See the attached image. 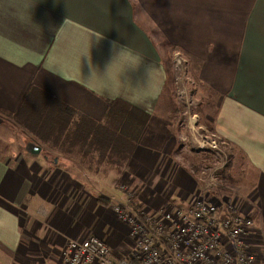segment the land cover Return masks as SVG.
Returning a JSON list of instances; mask_svg holds the SVG:
<instances>
[{"label": "crops", "instance_id": "0c3cea01", "mask_svg": "<svg viewBox=\"0 0 264 264\" xmlns=\"http://www.w3.org/2000/svg\"><path fill=\"white\" fill-rule=\"evenodd\" d=\"M162 37L174 49L165 50ZM177 54L185 80L194 73L193 80L219 94L211 130L199 129L222 141L219 156L233 154L230 172L238 180L229 183L227 200L241 195L242 212L256 223L248 244L256 264H264V0H0V111L17 112L31 87L98 124L105 123L110 101L141 109L150 119L123 175L124 192L154 217L188 209L187 191L193 198L220 193L221 183L198 185L174 164L179 141L197 144L201 135H186L174 114L168 67L173 71ZM51 145L0 115V264H50L45 255L55 236L61 249L54 260L61 264L66 238L87 233V224L72 228L71 214L52 208L66 176L87 174L74 162L82 153L63 154ZM91 157H99L96 149ZM54 158L64 167L55 168ZM97 170L104 175L107 167ZM157 178L167 183L168 196L156 191ZM117 193L109 207L88 211H113L128 197ZM106 228L101 238L110 244Z\"/></svg>", "mask_w": 264, "mask_h": 264}, {"label": "trees", "instance_id": "16d2710c", "mask_svg": "<svg viewBox=\"0 0 264 264\" xmlns=\"http://www.w3.org/2000/svg\"><path fill=\"white\" fill-rule=\"evenodd\" d=\"M162 40H164L163 37ZM162 46L165 50L174 49L165 40L162 41ZM194 76L196 77V74L193 73L192 76L188 77L189 83L195 82L192 85L191 95L196 98L199 107H204L208 114L215 117L219 94L210 87L203 85L198 79L193 80ZM174 84L175 82H171L170 86ZM52 105H55V107H51ZM109 106L105 123L98 124L85 115L74 116L70 108L58 107L56 99L41 90L31 87L17 112L0 111V115L18 125L24 132L39 138L44 144H52V148L59 149L63 154H69L75 150L78 152L79 150L78 153H82V158L74 162L82 163L93 171L94 159L85 162L84 158L92 155L96 149L99 154L96 168L107 167L103 176L109 178V170L116 169L118 171L117 177H123L150 117L141 109L121 101H110ZM174 114L178 122L185 123L184 111L177 102ZM185 130L186 135H188L189 130L187 128ZM190 144L193 145L190 141H179L173 160L176 165L185 167L192 178L197 179V176H201L205 172L204 169L213 168L220 156L217 154V150L204 151ZM222 144V141H220L221 146H223ZM187 145L188 148L186 149ZM180 158L184 166L179 163ZM234 162L231 153L227 165L217 172V182L221 183L219 190L228 193L230 197L232 193L227 187L229 183L234 184L238 180L232 173L229 174V171L233 169ZM95 172L98 173V170ZM209 177L202 185L209 181ZM98 203L107 207L112 204L101 197H99ZM131 209L137 217L143 218L141 214L143 205L138 200H133ZM132 264H139V262L134 259Z\"/></svg>", "mask_w": 264, "mask_h": 264}, {"label": "built area", "instance_id": "2783aa9c", "mask_svg": "<svg viewBox=\"0 0 264 264\" xmlns=\"http://www.w3.org/2000/svg\"><path fill=\"white\" fill-rule=\"evenodd\" d=\"M204 131L198 139L202 148L219 150L220 140ZM210 150V149H209ZM210 182H217L212 175ZM134 197L112 207L117 219L128 225L139 264H256L257 257L248 244L250 231L256 228L252 217L244 215L235 200L222 203L205 195L193 200L188 209L175 207L160 218H143L131 209ZM233 200V199H232ZM227 236V239L225 237ZM61 264H132L118 259L98 235L83 239L66 238Z\"/></svg>", "mask_w": 264, "mask_h": 264}, {"label": "rangeland", "instance_id": "374dc122", "mask_svg": "<svg viewBox=\"0 0 264 264\" xmlns=\"http://www.w3.org/2000/svg\"><path fill=\"white\" fill-rule=\"evenodd\" d=\"M174 58H175L174 59L175 66L173 71H171V69H169L168 67L169 76L172 78L170 80V83L175 82L174 85H171L172 91L175 95L176 102L179 104V107H181V109L184 111V118H185L184 127L190 130V135H192L196 140V138L199 137V134H201V130L199 129V126L204 125L210 128L211 127L210 120L213 117L205 111L204 107H199L198 101L194 96L191 95V89L189 88V83L187 80L184 79L186 75L183 69V66L185 65L184 59L179 54L174 56ZM191 141L195 147L201 148L198 142L196 144L193 141V139ZM38 149H40V147H38ZM209 149L211 148H204V151ZM225 153L229 154L230 152L229 153L225 152ZM84 159L85 162L94 159V163L92 166L94 169L97 158L95 159L90 155L89 157ZM217 159L218 161L216 162L213 168L204 169L205 172H203L201 176H197V179L194 180L195 182L198 183V185L202 184L206 180L207 177L206 175L208 173H212V177H214L217 181L218 178L217 172L223 169L227 165V161H229L230 156L229 155L225 156L222 154V156L218 157ZM53 161L55 168L58 169L59 167L62 168L64 167V164H62L60 161L59 163H56L55 158ZM178 161L180 164H182L181 158ZM84 166L87 167L86 165ZM71 169H79V166L75 165L74 168ZM83 171L87 173L83 177H78L76 174H72L70 176H66V178H64L63 183L58 185L57 188H60V190H57L52 198V204H53L52 208L54 209V213L57 215V213H59L62 210L64 213H70L73 224L72 228L74 227V225H76V228H78L83 224L85 225L87 224V233H85L84 235L85 237L96 234L98 236L100 235L99 237L101 238V236H103L102 233L103 228L106 225L107 228L104 230L106 234H104V236L105 235L108 236V239L112 238L110 244L109 243L107 244L114 253L115 257L118 259L133 261L136 256L135 255L136 247L132 237L130 236V229L128 228V225L126 224L124 225L119 219H117L115 213L113 212L114 209L113 211L111 210L104 211V209L102 208L101 212H98L96 209L92 211H88L91 205H93L95 208L96 206L98 207L101 206L96 201L97 199H99V197L103 198L104 200H109L110 196L114 198L116 197L118 199V193H117L118 191L128 196L124 192L126 190V187L129 186L127 181L122 180L124 176L117 177L118 171H116V169H115L116 173L112 171L109 175V178L103 175H97L98 173L93 172V170L89 168ZM172 171H174L175 174L177 172L176 169H173ZM73 172H76V170H74ZM230 173L232 172L229 171V174ZM170 176L167 178L168 183H172L174 180V177L173 176L170 177ZM166 184L167 183H162L160 178H157L156 181L154 182V185L157 187L156 191L158 192L159 189L162 191V189L165 187ZM189 189L190 188H188V190ZM162 192H165L163 196H168V189H165ZM204 194H206V197H208L211 201L212 199L225 201L227 200V198H229V196L226 193L221 191L220 193L218 191L217 192L210 191ZM234 194L236 196L237 192H234ZM185 196L190 197V200L189 201L186 200L184 204V206L186 207L191 201L193 202V200L197 198V196L193 198V195L188 191ZM234 200L235 198L233 200L228 199L227 202L229 201L233 202ZM116 205H121V203H118ZM236 205L238 207L243 205L241 195H238ZM61 218L62 216H60V219ZM40 222H42V220ZM115 230L119 232L115 234ZM84 236L81 237L73 236L71 238L76 237L79 239H83L82 237ZM60 249L61 247L58 244H56V236H55L51 255H45V259H47L50 264H55L54 258L56 260L57 258H60V255L58 257V252L60 251ZM5 260L6 263L9 264V259H5Z\"/></svg>", "mask_w": 264, "mask_h": 264}]
</instances>
